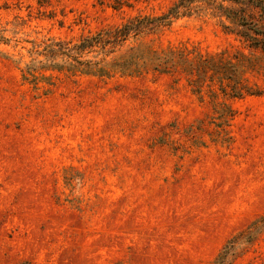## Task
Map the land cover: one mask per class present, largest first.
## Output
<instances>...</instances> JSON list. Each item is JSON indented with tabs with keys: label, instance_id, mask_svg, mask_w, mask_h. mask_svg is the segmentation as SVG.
Instances as JSON below:
<instances>
[{
	"label": "rangeland",
	"instance_id": "374dc122",
	"mask_svg": "<svg viewBox=\"0 0 264 264\" xmlns=\"http://www.w3.org/2000/svg\"><path fill=\"white\" fill-rule=\"evenodd\" d=\"M173 2L0 0V264H211L251 225L230 264H264L263 52L205 10L107 53L137 47L122 70H25ZM199 59L235 63L242 95Z\"/></svg>",
	"mask_w": 264,
	"mask_h": 264
},
{
	"label": "trees",
	"instance_id": "16d2710c",
	"mask_svg": "<svg viewBox=\"0 0 264 264\" xmlns=\"http://www.w3.org/2000/svg\"><path fill=\"white\" fill-rule=\"evenodd\" d=\"M205 10H208L218 20L224 31L235 35L250 51L264 53V0H174L167 11L161 15L134 16L118 26L107 27L93 34L85 35L74 43L61 40L52 41L42 50L36 52L37 60L31 59L25 65V70H33L37 64V69L65 67L69 70H79L85 74L102 75L105 67L119 69L132 66L135 58L136 60L145 59L137 47H128L131 54L119 55L111 60H106L105 56L123 45L129 37L136 38L144 33L155 31L160 26L169 24L174 17L198 15ZM135 50L136 53L133 52ZM90 51L92 54L87 57ZM38 56H42V58L38 59ZM169 59L170 57L166 54L161 60L158 58L154 68L158 70L160 63L163 69H174V62ZM199 62L210 68L211 71L222 72V79L233 83L232 94L234 96L242 95L235 89L239 84V71L235 63L225 62L222 65L223 68L217 70L207 60L199 59ZM135 66L133 65L134 68H139ZM198 70L199 66L186 69L190 76H196V79L191 80L194 83H199L201 79ZM253 226H249V230L245 234L241 233L227 240L211 264H230V255L237 246L250 242Z\"/></svg>",
	"mask_w": 264,
	"mask_h": 264
}]
</instances>
